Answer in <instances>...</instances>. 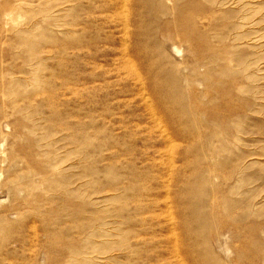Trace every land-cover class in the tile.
Wrapping results in <instances>:
<instances>
[{
	"label": "rangeland",
	"instance_id": "rangeland-1",
	"mask_svg": "<svg viewBox=\"0 0 264 264\" xmlns=\"http://www.w3.org/2000/svg\"><path fill=\"white\" fill-rule=\"evenodd\" d=\"M0 264H264V0H0Z\"/></svg>",
	"mask_w": 264,
	"mask_h": 264
}]
</instances>
